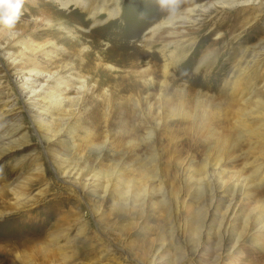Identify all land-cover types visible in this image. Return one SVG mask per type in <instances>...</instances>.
<instances>
[{
    "label": "rangeland",
    "instance_id": "374dc122",
    "mask_svg": "<svg viewBox=\"0 0 264 264\" xmlns=\"http://www.w3.org/2000/svg\"><path fill=\"white\" fill-rule=\"evenodd\" d=\"M214 1L25 0L15 26L0 25L7 51L45 46L16 68L0 51V132L21 122L25 144L0 161V264H264L260 0L210 8L179 42L163 27ZM244 50L255 61L231 89ZM30 67L42 72L37 95L21 96L13 80ZM56 96L68 100L53 106ZM32 99L52 105L43 124ZM49 132L55 141L43 142ZM69 156L85 173L118 166L127 197L65 182ZM17 197L33 204L16 209Z\"/></svg>",
    "mask_w": 264,
    "mask_h": 264
},
{
    "label": "bare ground",
    "instance_id": "6f19581e",
    "mask_svg": "<svg viewBox=\"0 0 264 264\" xmlns=\"http://www.w3.org/2000/svg\"><path fill=\"white\" fill-rule=\"evenodd\" d=\"M73 1H75V3L79 2L81 4L86 2V0H73ZM257 1L258 0H216L213 3H211L209 7H205L203 5H196L194 7L191 6V7H188L186 9L174 14L170 18H168L163 23V27L172 29L168 32V35L172 38H175L176 40L171 39L170 42H172V41L173 42H179L180 39H177V38H181V39L187 38L189 36V34L191 33L189 31L193 30V28L196 26V23L203 19V15H205L210 8H211V10L217 11V14H218L224 10L228 11V9H230V8H235V7H239V6H246V5L249 6V5H254V4L260 3L262 5V8H263L262 11L264 12V0H260L259 3ZM101 6L90 9L91 10L90 15L92 17L96 16V14L98 15V12L101 11V9L103 8V6L102 7ZM209 12H211V11H209ZM110 14H112V10L110 11ZM6 33L9 35L8 36L9 39L15 37V34L10 33L8 30H6ZM44 49H45V46H43V45L38 46V47L37 46L36 47L35 46L29 47V46L25 45L22 48V50L25 51V53L23 51L22 52L19 51L18 53H15L12 51H7L6 46L4 47L3 44L2 45L0 44V51H3V53H1V56L4 57V59L7 61L8 65H11V68H16L17 65L22 62V59H23V57H25L26 52L28 50L31 52H34V51L38 52V51H42ZM4 51H7V52H4ZM254 61H255V58L253 57V54H249L247 50H244L242 52V55H240L238 58V61H237L238 63L236 64V68H233L229 72V79L227 80L228 87H230L231 89H238L237 88L238 82L241 81L242 78L245 76L244 73L250 67L249 64L253 63ZM164 68L166 71L168 70V66L165 65ZM35 69H36L35 67L31 68L29 70L27 69V73H25L26 71L22 72L19 70L18 71L20 73L19 76L17 77L16 80H13L15 82L17 89H18V92L21 96L23 95L24 91H28V93L32 92L35 95H37V93H36L37 90L34 88V85L37 82L36 79L42 75V72H38V71L34 72ZM11 76L13 77V74H11ZM62 95H63V93H62ZM174 96H177V97H172V99H170V100H166L163 98V109H171V107H170L171 105H169V102L170 101L176 102L173 100H176L177 98H178V100L180 99V95L178 94V91H176V90H175ZM54 99L55 100H54L53 106L60 107V106L64 105L65 102H67L68 97L67 96H61V97L56 96V98H54ZM257 102L259 105H261L264 108V101L260 97L257 99ZM48 105H50V104H48ZM172 106H173V104H172ZM51 108H52V105L46 106L43 103L38 104L37 101L35 102V99H32L30 102H28L27 110L28 109L31 110V113H33V115H35L37 117V118H35V121L38 124H40L44 121V118L42 115L47 114ZM4 114L2 112L0 115L2 117H5ZM37 115H39V116H37ZM23 129H24V126L20 122V123H14V124H12V126L10 128L6 129L4 132H0V161H2L11 151L17 150L19 147L25 145V144H23V142H21L23 138L18 136V134ZM49 130L51 131L50 128H49ZM57 135H58L57 132L56 133H52V132L50 133L49 132V134L44 136V138L42 140H43V142H46V143L53 142V141H55ZM24 143H25V141H24ZM73 146H75V145H72V148H73ZM104 148H105V146H102V147L99 146L96 149H97L98 153H102L104 151ZM69 157H65L62 160L63 164L61 163L62 166H61V170H60V174H59L64 178L65 182H67V181L72 182L73 181L71 184H73L76 187L79 186V183H82V184H84L83 189L86 186L92 185V186H95L97 189L103 191V193L106 195H107V193L109 194V191L111 192V189L113 188V189H117L118 194L120 195L121 198L127 197L128 193H129V186L127 185V181L123 179L122 172L119 170V168H117L118 166L114 167V169H112L111 172H109V174H105V175L102 173H97V172L96 173H89V172L85 173L88 169L86 164H83L85 166H82V165H80V162H81L80 160H79L80 162H77V161L73 160L72 156L70 157L71 159ZM68 179H70V180H68ZM235 187L237 188V185H235ZM113 189H112V191H113ZM234 190L236 192L235 188H234ZM242 190H243V188H241L239 191H242ZM138 195H139V193H138ZM6 197H7L6 192H4V191L0 192V199L4 200ZM17 199H18V201H16V203L14 204L15 205L14 207L16 209H22V208H25L26 206L33 204V202L31 200H25L23 202H20L21 199L18 197H17ZM123 200L124 199H122V202H119L116 205H118L119 207L124 206L125 202H123ZM45 250L49 253L50 252L52 253L53 249L47 248Z\"/></svg>",
    "mask_w": 264,
    "mask_h": 264
},
{
    "label": "clouds",
    "instance_id": "9594fccd",
    "mask_svg": "<svg viewBox=\"0 0 264 264\" xmlns=\"http://www.w3.org/2000/svg\"><path fill=\"white\" fill-rule=\"evenodd\" d=\"M25 0H0V25L13 28L20 18Z\"/></svg>",
    "mask_w": 264,
    "mask_h": 264
}]
</instances>
